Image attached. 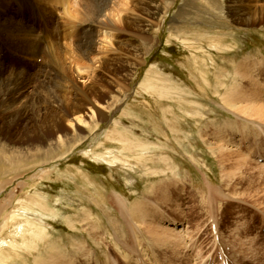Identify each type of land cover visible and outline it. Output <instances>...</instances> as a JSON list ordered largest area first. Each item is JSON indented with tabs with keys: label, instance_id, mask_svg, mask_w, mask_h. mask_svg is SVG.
Listing matches in <instances>:
<instances>
[{
	"label": "rangeland",
	"instance_id": "374dc122",
	"mask_svg": "<svg viewBox=\"0 0 264 264\" xmlns=\"http://www.w3.org/2000/svg\"><path fill=\"white\" fill-rule=\"evenodd\" d=\"M52 4L0 46V264H264V0Z\"/></svg>",
	"mask_w": 264,
	"mask_h": 264
},
{
	"label": "bare ground",
	"instance_id": "6f19581e",
	"mask_svg": "<svg viewBox=\"0 0 264 264\" xmlns=\"http://www.w3.org/2000/svg\"><path fill=\"white\" fill-rule=\"evenodd\" d=\"M126 1V0H125ZM3 3V7L0 9V46H2V48L4 50H6V48H8L7 46H13L15 52H22L25 54H28L29 52H38L41 45L39 44L38 38L36 36V30H34L32 28V24H30L31 22L33 23L35 20H37L39 17L42 18V20L46 23L50 22V11L47 10L49 9L48 7L54 3V4H61L64 6V9L67 8L68 9V0H36L37 5L39 3H43V5L41 6H31V1L30 0H17L18 2V7L22 8V10L19 11V9L17 11L14 10V8L12 6H7L9 5L8 2H5V0L1 1ZM124 2V1H123ZM93 4V3H92ZM53 5V4H52ZM262 5V4H261ZM7 6V7H6ZM255 6V5H254ZM264 6V5H263ZM262 6V7H263ZM33 7V8H32ZM110 7V6H109ZM247 7V6H246ZM261 7V6H260ZM47 8V9H46ZM51 8V7H50ZM127 8V7H126ZM245 6L243 8H241L242 10H244ZM250 8V7H249ZM256 10H258L257 6H255ZM239 9V8H238ZM255 10V11H256ZM114 11V10H113ZM117 11V10H116ZM120 11V10H119ZM104 12V11H103ZM115 12V11H114ZM113 12V13H114ZM251 12V11H250ZM242 13V12H241ZM258 13V12H257ZM106 14V13H105ZM112 14V13H111ZM115 14V13H114ZM123 14V13H122ZM121 14V15H122ZM21 15L23 16V18L21 17ZM127 15V14H126ZM237 15V14H236ZM247 15V14H246ZM257 15V14H256ZM18 16H20L21 18H19ZM114 16V15H113ZM258 16V15H257ZM107 17V15H106ZM122 17V16H121ZM241 17V16H240ZM245 17V16H244ZM109 20L108 22L112 21L109 16L107 17ZM118 18V17H117ZM246 18V17H245ZM257 18V17H256ZM116 20V18H114ZM251 19V17L249 18ZM122 20V19H120ZM125 20V19H124ZM127 20V18H126ZM29 22V23H28ZM100 22V21H99ZM121 21H119L118 23H120ZM246 22V21H245ZM252 22V21H251ZM114 25V23L116 22H111ZM248 23V21H247ZM122 24V23H121ZM120 24V25H121ZM93 25V24H92ZM111 25V24H110ZM118 25V24H117ZM119 25V26H120ZM108 28V27H107ZM15 29L18 30H22L23 33V37H18L19 35H14L13 31ZM21 32V31H20ZM108 33V32H107ZM112 35V34H110ZM17 37V38H16ZM105 40V39H104ZM47 41V40H46ZM106 41V40H105ZM41 42V41H40ZM24 43V47H22L21 49V45L23 46ZM66 51V50H65ZM47 52L48 54H50L52 57L56 56V54L58 55V53L56 52V48H55V44H53L52 42H49V45L47 47ZM68 52V51H67ZM91 56V55H90ZM67 57V56H66ZM92 57V56H91ZM69 58V57H68ZM94 59V58H93ZM92 59V60H93ZM250 59V58H249ZM91 61V60H90ZM101 62V61H100ZM103 63V62H102ZM105 63V62H104ZM243 63V62H242ZM245 63V69L241 70L240 72H238L237 74L241 76L242 79L244 78H250L251 80H253V82H255L254 80V76L252 75V72L249 71L250 69L252 70L253 64L250 62V60H244ZM71 64V63H70ZM252 64V65H251ZM243 65V64H242ZM79 67V66H78ZM80 69V68H79ZM84 69V68H83ZM88 69V68H86ZM239 69V67H238ZM85 70V69H84ZM79 71V70H78ZM90 71V70H89ZM80 72V71H79ZM222 72V71H221ZM23 73V72H22ZM257 73V72H256ZM19 74V73H18ZM76 74V73H75ZM21 75V74H20ZM23 77V76H22ZM21 77V78H22ZM238 77V76H237ZM11 78V77H10ZM80 79V78H79ZM96 79V78H95ZM239 79V78H238ZM70 80V79H69ZM2 81V79H1ZM4 81V80H3ZM220 82V80H219ZM241 82V80H240ZM77 83V82H75ZM220 84V83H219ZM236 84V83H235ZM242 84V83H241ZM255 84L257 86H259V84H257L255 82ZM2 85V84H1ZM22 85V84H21ZM221 85V84H220ZM223 85V84H222ZM10 86V85H9ZM241 86V85H240ZM71 87V86H70ZM89 87V86H88ZM255 87V86H254ZM75 88V86H74ZM73 88V89H74ZM240 88V87H239ZM243 88V87H242ZM89 89V88H88ZM256 89L259 90L258 87H256ZM67 89L64 90V93L61 95L62 100H61V111L62 114L59 113H55L54 117V124L56 123V126L59 127V121L63 119V117H67V116H73L75 115L77 112L82 110V104L79 103L78 100H74V101H68V99H66V91ZM78 90V89H77ZM14 91L12 90V87H8L6 89V91L3 93L2 91H0V96L1 93L4 94V97L1 98L0 97V102L3 104V106L5 107L4 109L9 110L11 108H13L15 106V104L18 101V97L13 98V100H11L9 98L10 93ZM49 91V90H48ZM244 91V90H243ZM243 91H239L238 87L233 85L231 89H229V91L224 95L223 102L229 106V107H236L237 105V99L243 94ZM20 92V91H19ZM87 92V91H86ZM86 92H82V97L83 99H85V101L87 100L88 102L90 101V98L88 96V94ZM240 92V93H238ZM40 93V92H39ZM90 94V93H89ZM37 95V94H36ZM33 99V98H32ZM264 101V99H263ZM25 102V101H24ZM35 102V101H34ZM46 102V101H45ZM241 103V101H239ZM86 103V102H85ZM255 104V103H254ZM252 104L250 105L252 108L254 106V110H255V114L259 115L260 117L264 118V102L263 104ZM23 106V105H22ZM46 106V105H45ZM238 106V105H237ZM250 106H248V104L244 105L243 110L246 111ZM239 107V106H238ZM84 108V107H83ZM41 109V108H40ZM97 109V108H96ZM237 109V108H236ZM19 111V110H18ZM246 113V112H245ZM82 114V113H81ZM86 114V113H85ZM103 115V113H102ZM253 114H250V116H252ZM78 116V115H77ZM81 117V116H80ZM79 118V117H78ZM52 127V126H50ZM54 127V126H53ZM61 127V126H60ZM55 128V127H54ZM51 132V131H50ZM49 132V133H50ZM221 132V131H220ZM219 133V132H218ZM44 134V133H43ZM50 135V134H49ZM223 144V143H222ZM221 144H219L220 146ZM223 146V145H222ZM220 148V147H219ZM222 148V147H221ZM226 149V148H225ZM226 151V150H225ZM231 154V153H230ZM233 154V153H232ZM245 161V160H243ZM262 172V171H261ZM260 177V176H259ZM264 177V176H262ZM167 196V195H166ZM145 206L141 203H135L134 205H132L130 207V214L132 217V221H139L143 215L144 212V208ZM128 210V209H127ZM146 212V211H145ZM145 215V214H144ZM164 228V227H163ZM162 229V228H161ZM162 234H166V230L162 229L160 230ZM164 232V233H163ZM159 233V235L161 234ZM173 235H175V232H172ZM158 236V235H157ZM176 236V235H175ZM170 237V236H169ZM173 237V236H171ZM176 240V239H174ZM173 240V241H174ZM169 242V240H168ZM178 245V244H177ZM84 245H81V248H83ZM187 247V246H186ZM56 251V250H55ZM55 254V252H54ZM69 256V255H68ZM65 257V256H64ZM63 257V258H64ZM70 257V256H69ZM66 258V257H65ZM71 258V257H70ZM53 260V259H52ZM59 262V261H58ZM69 262V261H68ZM72 262L74 263V261L72 260Z\"/></svg>",
	"mask_w": 264,
	"mask_h": 264
}]
</instances>
